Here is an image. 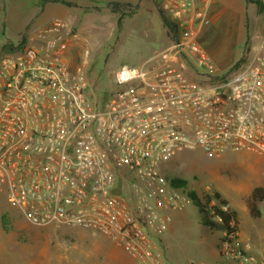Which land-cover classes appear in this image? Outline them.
Returning a JSON list of instances; mask_svg holds the SVG:
<instances>
[{
	"label": "built area",
	"instance_id": "1",
	"mask_svg": "<svg viewBox=\"0 0 264 264\" xmlns=\"http://www.w3.org/2000/svg\"><path fill=\"white\" fill-rule=\"evenodd\" d=\"M177 37L139 65H121L103 98L90 85L89 50L62 18L0 57V199L32 225H68L113 238L137 264H164L159 239L191 188L163 174L180 151L247 150L264 157V36L220 74L199 43L210 0H152ZM214 222L228 213L219 262L264 264L210 184L195 192Z\"/></svg>",
	"mask_w": 264,
	"mask_h": 264
},
{
	"label": "rangeland",
	"instance_id": "2",
	"mask_svg": "<svg viewBox=\"0 0 264 264\" xmlns=\"http://www.w3.org/2000/svg\"><path fill=\"white\" fill-rule=\"evenodd\" d=\"M0 0V47L26 42L27 36L58 12L66 15L78 34L69 48V61L76 65L81 51L88 48L86 74L93 90L106 94L113 86V75L121 65H139L172 40L162 25L152 0L130 2L134 12L117 27L118 14L109 10L113 0ZM68 12V14L66 13ZM210 22L199 35V43L211 55L220 74L232 70L240 59L252 54L264 36V0H210ZM41 27V26H40ZM24 45L21 43L20 47ZM8 53V52H6ZM0 48V57L5 55ZM242 150H226L209 155L200 149L180 151L162 169L168 178H181L185 188L198 194L205 184L241 215L248 225L246 199L256 181L264 177ZM248 159V160H247ZM262 218L264 208L261 206ZM8 224H2L3 215ZM200 207L183 203L172 213V223L159 245L164 264L219 262L217 242L220 231L203 224ZM245 240L264 253V230L244 231ZM255 238H251L249 235ZM257 233V235H256ZM251 240H250V239ZM164 242V244H163ZM127 252L111 237L68 225L36 226L29 223L7 202L0 199V264H132Z\"/></svg>",
	"mask_w": 264,
	"mask_h": 264
},
{
	"label": "trees",
	"instance_id": "3",
	"mask_svg": "<svg viewBox=\"0 0 264 264\" xmlns=\"http://www.w3.org/2000/svg\"><path fill=\"white\" fill-rule=\"evenodd\" d=\"M54 2H60L66 5H71L72 3L66 0H51ZM107 5L109 7V10L113 13H117L119 16L117 18V27L120 28L122 25V20L125 16H129L134 12V6L130 3V2H121V1H108ZM160 20L162 25L167 29V34L170 37L171 40L176 39L177 37V29H176V24L171 21L167 15H165V13L161 10V9H157ZM23 40H21V43ZM20 44L18 45H13L11 42H5L1 45V51L3 53L6 52H11L14 50H17L18 48H20ZM243 61V58H240L235 65H233L232 70L237 67L241 62ZM94 91V90H93ZM94 93L99 96L100 98H103L105 96L104 94H99L97 92L94 91ZM172 183L174 185H184L185 181L181 178H173L172 179ZM192 199H193V203L197 204L202 213H203V224L205 226H207L210 230H214V231H221L224 230L225 228H227L229 226L228 224V213H223L222 215V220L220 222H214L212 220L209 219V217L206 214V211L204 209H202V206L198 200L197 195L195 194L194 191H191L189 194ZM215 196L218 197V194L215 193ZM264 198V188L262 186H255L251 189L247 199H246V208L248 210V213L252 216V217H259L260 216V208H259V203L263 200ZM223 202H225V200H222ZM231 212L235 215L236 211L232 208H230ZM2 224L5 228H7V224H8V219L7 216L4 214L2 217Z\"/></svg>",
	"mask_w": 264,
	"mask_h": 264
},
{
	"label": "crops",
	"instance_id": "4",
	"mask_svg": "<svg viewBox=\"0 0 264 264\" xmlns=\"http://www.w3.org/2000/svg\"><path fill=\"white\" fill-rule=\"evenodd\" d=\"M63 5H66V4H63ZM66 6H69V5H66ZM66 13L68 14V12L66 11ZM62 18V19H65L66 21H68L69 22V19L67 18V16L66 15H63V14H61V13H57V14H55V15H53V16H51L50 17V19H48L47 21H45V22H43L40 26H44V25H46V24H48L52 19H54V18ZM39 26V27H40ZM38 27V28H39ZM241 154H245V156H250L249 158H251V159H249V160H251L254 164H255V166L257 167V169H259V172L261 173V175L264 177V157L263 156H261V155H258L257 153H254V152H252V151H247V150H242V151H239ZM248 160V159H247ZM257 183H256V185H254L253 187H255V186H262L263 188H264V182H262V181H256ZM252 187V188H253ZM251 188V189H252ZM251 189H250V191H251ZM249 191V192H250ZM261 206H263V208H264V198H263V200L259 203V208H260V216L259 217H248L247 216V219H248V221H250V224H248V225H243L242 223V220H241V215H239V213L237 212V210H236V214H235V216H236V223H237V227H238V229H239V232H240V235H241V237H242V239H244L245 240V233H244V231L245 230H247L248 232L249 231H251V228H256L258 231H263L264 230V218H262V211H261ZM246 210H247V208H246ZM248 212V211H247ZM249 214V213H248ZM250 215V214H249ZM171 223H172V221H171ZM170 223V224H171ZM170 224H169V226H170ZM168 226V227H169ZM256 235H257V233H256ZM251 238H255L253 235H252V233H251V235H249ZM250 239V238H249ZM161 240L163 241V236H161ZM251 240V239H250ZM247 241H248V239H247ZM163 244H164V242H163ZM129 262H131L132 264H137L136 262H135V260L133 259V258H131L128 254H126V257H125Z\"/></svg>",
	"mask_w": 264,
	"mask_h": 264
}]
</instances>
